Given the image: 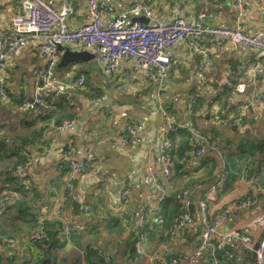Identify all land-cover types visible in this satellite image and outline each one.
<instances>
[{"label": "crops", "instance_id": "obj_1", "mask_svg": "<svg viewBox=\"0 0 264 264\" xmlns=\"http://www.w3.org/2000/svg\"><path fill=\"white\" fill-rule=\"evenodd\" d=\"M21 1L0 0V37L12 36L9 22L11 17L19 12ZM99 1L113 6L116 11H122L131 4L147 0ZM150 1L154 19L169 21L178 8L182 7L185 9V16L190 19H195L199 12L203 11L211 14L208 21L212 24L229 27L235 24L231 0ZM46 2L56 10L66 13L70 29L79 27L88 19L86 0ZM109 19L110 17H106V21ZM244 26L249 33L264 32V0L249 1ZM189 41L207 48L210 53L204 79L198 75L201 57L190 48ZM66 47L72 51L84 50L72 45ZM172 51L179 63L176 71L161 80L147 74L135 73L129 81L124 77V71L130 70L129 62L122 63L121 72L105 75L96 62L94 52L91 51L89 53L94 55L93 59L76 61L61 68L57 67V63L63 50L56 53L54 64H50V57L41 54L39 47L32 43H27L9 56L8 97L4 102H0V144L5 145L7 152H25L28 155L26 165L16 170V176L26 179L30 184L28 199L31 215H17L15 210H8L0 216L1 233L17 236L29 234L33 226V214L48 213L52 188L62 187L66 168L62 163V152L71 148L74 158L83 159L87 149L92 146L95 156L91 169L81 175L76 184V199L81 201V212L76 215L73 211V199L62 201L63 219L77 227L84 241H90L92 244L125 245L127 241L138 238L137 243L140 244V240H143L146 248L150 246L149 249L165 241L175 255L187 257L186 264H206L202 258L193 255L199 243L198 205L195 204L192 209L193 225L176 237L165 238L154 229L155 211L162 206L165 226H168L177 211V203L173 201L185 185L191 187L195 201L215 186L214 196L207 202L208 217L213 218L230 200L247 194L251 185L257 187L264 183V158L260 155L264 151H257L253 156L245 152L247 156L244 159L242 156L243 162L242 159L237 162V169H227L228 179L235 171L236 177L230 184L220 188H216L215 184L223 166L226 167L222 158L225 140H231L235 148L234 142L240 136L250 140L264 138V99L258 98V95L264 94V61L259 60L256 51L247 46L230 41L220 43L207 36L183 39ZM252 61L257 62L255 69L245 75L233 73L239 66ZM47 68L50 69V77L54 81H73L83 74V86L70 96L62 93L57 99L49 97L48 103L55 106L49 115H45L42 109L22 110V100L34 94L36 74L44 72ZM228 83H243L245 87L242 92H234ZM194 91L200 94L193 107L194 121L203 134L214 139L218 150H207L200 156L190 155L185 165L188 174L186 181L182 172L177 170L172 177L167 178L162 175L158 154L159 135L165 128L158 109V98L161 97L169 110L175 113L179 123H184L187 118V95ZM217 105L222 115L245 105L247 124L242 128L234 124H230V127L212 124L210 115ZM131 117L145 122V128L140 134L141 140L135 149H129L116 140L126 134L125 126ZM67 118L74 119L71 126L62 130L54 128L56 123ZM173 138L178 152L188 147V141L186 142L187 139L181 132L174 134ZM6 161L5 159V162H0V170L8 169ZM213 163L215 168L212 179L206 173ZM242 167L247 170L245 177L238 175V169ZM127 176L132 179V188L128 201L124 204L120 198V182ZM153 177H157V181H153ZM208 178L209 182L206 181ZM166 201L169 202L167 210L170 214L164 213L163 205ZM84 205L88 206V210L83 209ZM145 205L147 224L143 228L139 225L138 218L141 208ZM124 210L128 212L125 217ZM116 219L128 226V231L134 233L133 237L128 233L116 235ZM249 223L251 228L247 236L254 247L264 231V193H259L255 203L248 208L230 211L217 230L238 233ZM51 225L59 230L55 223L48 224L49 227ZM24 246L25 255L14 264H38L36 262L41 256H37L35 246L30 242H25ZM229 250L234 255V264H254L253 251L244 248L240 238L233 241ZM60 252L57 254L61 264H78L79 259L75 251L69 249L67 252ZM0 254L5 255L1 245ZM221 259L223 264H227L222 256Z\"/></svg>", "mask_w": 264, "mask_h": 264}, {"label": "built area", "instance_id": "obj_2", "mask_svg": "<svg viewBox=\"0 0 264 264\" xmlns=\"http://www.w3.org/2000/svg\"><path fill=\"white\" fill-rule=\"evenodd\" d=\"M231 1L234 6L235 24L233 27L210 23L208 18L211 17V14L203 11L199 12L195 19H190L185 16V9L182 7L178 8L176 14L169 21L154 19L152 18L153 7L150 0L131 4L122 11H116L113 6L105 5L99 0H86L87 21L75 29H70L67 25L66 13L56 10L46 0H22L19 12L13 15L9 22L12 36L0 37V102H4L8 97L9 56L18 52L27 43L38 46L41 54L48 55L50 64L55 63L54 57L60 45L63 47L72 45L81 49L84 48L88 52H94L96 62L105 75H114L121 72L122 63L129 62L131 64L130 70L124 71V77L128 81L135 73L147 74L161 80L172 71H176L179 63L172 50L180 41L188 37L196 39L207 36L220 43L226 41L238 43L255 50L257 58L264 61V32L249 33L244 26L250 0ZM141 16L147 18V23L134 19ZM106 17H110V19L106 21ZM188 45L194 52L199 53L201 58L198 64V75L203 79L206 78L204 71L210 62L208 49L193 41H189ZM256 64L257 62L252 61L247 65H241L233 73L245 75L251 69H255ZM50 74L49 68L36 74L34 94L32 97L22 100V110L42 109L45 115H49L55 109L53 104L48 103L49 97L57 99L62 93L70 96L72 92L83 86V75H79L73 81H54L51 79ZM228 86L234 92H242L245 84L228 83ZM199 96L198 92L188 94L186 99L187 118L184 123H179L175 113L169 110L168 105L163 102L161 97L158 98V109L165 123V128L158 139V154L162 166V175L167 178L172 177L175 170H177L182 172L184 181H186L188 174L185 165L190 155L200 156L207 150H218L217 143L210 136L203 134L194 121L192 108ZM258 98L264 99V94L258 95ZM219 108V105H217L215 111L210 115L212 124L225 126L234 124L241 128L247 124L248 116L245 112V105L240 106V109L231 110L227 115L220 114ZM73 122V118L63 119L56 123L54 128L62 130L71 126ZM144 128L145 122L143 120L133 117L128 118L124 130L126 134L119 136L116 140L129 149H135L141 140L140 134ZM180 128L187 131L190 148L184 151L181 156H176L174 153L176 144L173 134ZM21 154L24 162L18 166V169L23 168L27 163L26 160H28V155L25 152H21ZM94 156L92 146L87 149L83 159L74 158L71 148H66L62 152V163L66 168L63 174L62 187L60 189L52 188L50 211L35 215L36 226L25 239L19 240L16 237L0 235V245L5 257L13 261L23 258L25 255V242L32 243L36 248V253L39 254L41 249L38 246L49 240L47 222L58 225L60 235H63L67 241L65 246L71 250L75 249L70 240V235L78 229L63 219L64 207L62 201L76 199L77 180L91 169ZM176 166H178V169H175ZM262 170L264 171V165ZM246 172V168L242 167L238 175L245 177ZM153 179V181H157V177H153ZM227 179L228 170L223 166L215 181L216 188L225 186ZM18 182L24 188L30 189V184L26 179L19 177ZM131 188V177L123 178L120 182V198L124 204L128 201ZM250 190L251 192L245 194L241 199L230 200L223 210L213 218H209L207 202L213 198L215 186H212L209 191L195 201L191 187L185 185L180 191L177 212L168 230V236H179L184 230L193 225L192 209L197 204L200 212V231L199 243L193 251L195 257L202 258L206 264H223V260L217 255V251H220L225 245H231L236 238H240L244 248L253 250L247 236L251 228L250 223L244 225L238 233L217 230L221 221L225 219L230 211L245 209L254 204L257 195L264 193V183L257 187L251 185ZM11 200L13 199L5 196V193L0 194V213L3 212L5 206ZM146 207L147 205L141 208L138 218L139 225L143 228L147 224ZM83 209L88 210V206L84 205ZM155 214L154 221L157 226H161L163 222L162 206L156 209ZM127 215L128 212L124 210L123 217ZM144 243L143 240H140L143 247L146 245ZM135 246L139 252L140 245L136 242ZM149 247L146 255L148 264L187 263V257L175 255L167 242L157 244L151 249ZM81 254L79 255L81 264H87L83 252ZM101 257L107 262L110 260L105 253H102ZM226 258L225 263L234 264L232 253H229ZM254 264H264V231L257 242L256 249H254Z\"/></svg>", "mask_w": 264, "mask_h": 264}, {"label": "trees", "instance_id": "obj_3", "mask_svg": "<svg viewBox=\"0 0 264 264\" xmlns=\"http://www.w3.org/2000/svg\"><path fill=\"white\" fill-rule=\"evenodd\" d=\"M80 75H83V74H80ZM197 100H198V98H197ZM193 107H194V105H193ZM192 111H193V108H192ZM230 126L231 125H228L227 127H230ZM179 132H181V134L187 139L186 142L188 141V147L185 150L178 152L177 146H176L175 150H174V153L176 156H181L184 151H186L187 149L190 148L187 131L183 128H180L174 134H177ZM232 143L233 142L229 139H227L223 142V148H224L225 152L222 154V158L226 164L227 169L228 168L234 169L237 165V162L242 159V156L244 159L245 156H247V154H249V153L252 154V156H253V154L257 151H260V152L264 151V138L258 139V140H250V139H246L245 137L240 136L238 141L234 142L235 148L232 146ZM232 148H234V149L232 150ZM181 149H182V147H181ZM245 152H248V153L245 154ZM5 159L7 160L6 162L8 163V169H6L5 171L0 170V183H2L1 187H0V194L3 192V194L5 193V196H8L13 200H11V202H9L5 206L3 212L0 213V216L5 214L8 210H15L17 215H21L23 213H26L27 215H31L30 210H29L30 200L28 199V195H29L28 189L24 188L18 182L19 178L16 176V170L18 169V166L24 162V158H23L22 154L17 152V151L7 152V150L5 149V145L0 144V162H2V161L5 162ZM243 159L241 162H243ZM241 162L239 164H241ZM9 164L11 167H9ZM214 168H215V163H213V165L209 168V170L206 173L209 176V178L210 177L212 179L214 178V174H213ZM175 169H178V166H176ZM236 169H237V167H236ZM240 169H238V170H240ZM64 171H65V169H64ZM228 176H229V171H228ZM235 177L236 176H235V171H234V175L229 177V179L227 180L228 182H226L225 186L230 184V182L232 180H234ZM209 178L206 179V181L209 182ZM250 192H251V190L248 191L247 193H250ZM179 194H180V192L175 197L176 200L173 201V203H177L176 204L177 208H178V203H179ZM239 199H241V198H239ZM168 200L169 199H167V201ZM167 201L163 205L164 213L170 214L169 213L170 211L167 210L168 204H169V202H167ZM176 212H175V214H176ZM175 214L173 216H175ZM164 217H165V215H164ZM32 221H33V226L31 229H33L36 226L35 214H33V216H32ZM170 221H171V219H170ZM170 221L168 222V224L170 223ZM172 221H173V219H172ZM171 224H172V222H171ZM171 224L168 226H165V218H164L161 226L154 225V229L156 231H158L160 233V235H163V237H165V238L170 237V236H168V230H169ZM114 225L117 227V230H116L117 235H120L121 233H125V235H126L128 233L129 235L132 236L134 234L132 231H130V230L128 231V226L126 224H124L120 219H116L114 221ZM51 226L49 227V232H48L49 240L46 241L45 244L39 245L41 252L38 255H39V257L40 256L41 257L38 258V261L36 262L38 264L40 263V261L43 258H45L47 256L51 257V259H52L51 264L56 263V259L58 256L57 251H59L62 247L65 246V244H67V241L65 238H63L61 240L59 230L55 229L54 225H51ZM143 237L145 239H147L146 236L143 235ZM70 240H71L73 246H76L82 250L83 255H84V260L86 261L87 264H112L114 262V257H112V254L110 253L109 250L106 251L109 254L105 253L110 258V260L107 262L101 257V254L104 251L92 246L91 245L92 243L90 241L85 242L84 238L82 237L80 232H78V230L76 232H74L72 235H70ZM137 240H138V238H136L134 241L131 240V241L126 242L125 246H127V253H131L133 251V252H135L136 256L139 255L138 254L139 252H136V246H135V243L137 242ZM161 243H163V242H161ZM229 246L230 245H225L220 251H217V255L220 258L222 256L225 260H227L226 257L230 253ZM78 259L79 260H77V263L81 264L79 256H78ZM18 260H16V261H18ZM5 261L7 262V264H14V262H16L13 260H9L7 257L4 258V256L2 254H0V264H3Z\"/></svg>", "mask_w": 264, "mask_h": 264}, {"label": "rangeland", "instance_id": "obj_4", "mask_svg": "<svg viewBox=\"0 0 264 264\" xmlns=\"http://www.w3.org/2000/svg\"><path fill=\"white\" fill-rule=\"evenodd\" d=\"M236 141H238V139ZM47 224H50V222H47ZM29 234H23V235L18 234V236H17L16 234H5V233L0 232V235H2L4 237H16L19 240L25 239ZM60 238L62 240L64 238V236L60 235ZM30 244H32V243H30ZM91 245L102 250V251H104L103 253H108L106 251L109 250L110 253L112 254V257H114V262H117L119 264H148V261L146 259V255L148 254V252H147L148 249L143 247L142 244H139L140 245V248H139L140 253H138L139 254L138 256H136L135 252H133V251L130 254H127V246H125L124 244H105V245L104 244H91ZM73 251H75V253H77L78 256L82 255L81 254L82 250L76 246H75V249ZM136 252H138L137 248H136ZM32 253H33V250H32ZM4 258H5V256H4ZM20 259H22V257L19 258V260Z\"/></svg>", "mask_w": 264, "mask_h": 264}, {"label": "water", "instance_id": "obj_5", "mask_svg": "<svg viewBox=\"0 0 264 264\" xmlns=\"http://www.w3.org/2000/svg\"><path fill=\"white\" fill-rule=\"evenodd\" d=\"M137 21L143 22V23H147V18H144V16L138 17V18H134ZM58 50H63V54L60 57L59 62L57 63V67L61 68V67H66L68 64L76 62V61H80V60H91L94 58V55L92 53H89L85 50H81V51H72L70 50L68 47H63V46H59ZM237 65V64H236ZM236 65L234 66V68L236 67ZM234 70V69H233ZM261 157L264 158V152H262ZM220 175V173H219ZM218 175V176H219ZM214 183V182H213ZM81 201L78 199L73 200L72 202V209L75 212V214H79L81 212ZM257 244L253 247V256H254V249H256ZM51 263V257L47 256L45 258H43L39 264H50ZM3 264H7V262L5 261ZM112 264H119L117 262H114Z\"/></svg>", "mask_w": 264, "mask_h": 264}, {"label": "flooded vegetation", "instance_id": "obj_6", "mask_svg": "<svg viewBox=\"0 0 264 264\" xmlns=\"http://www.w3.org/2000/svg\"><path fill=\"white\" fill-rule=\"evenodd\" d=\"M194 92H197V91H194ZM188 96V95H187ZM59 251H61V252H64V251H69V249L66 247V246H64V247H62ZM58 252V251H57ZM60 252V253H61ZM58 255V254H57ZM57 260L58 261H56V263H54V264H61L59 261H61V259L59 258V256H57ZM51 262H52V259H51ZM110 263V262H109ZM114 263V262H113Z\"/></svg>", "mask_w": 264, "mask_h": 264}]
</instances>
